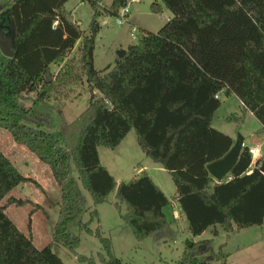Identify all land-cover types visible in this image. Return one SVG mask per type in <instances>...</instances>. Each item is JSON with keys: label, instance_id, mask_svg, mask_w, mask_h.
Wrapping results in <instances>:
<instances>
[{"label": "trees", "instance_id": "trees-1", "mask_svg": "<svg viewBox=\"0 0 264 264\" xmlns=\"http://www.w3.org/2000/svg\"><path fill=\"white\" fill-rule=\"evenodd\" d=\"M7 1L14 56L0 52V129L50 168L60 199L51 242L39 250L5 212L7 205L25 202L13 197L1 202L23 183L40 186L0 150V264H63L58 248L74 252L81 232L99 239L101 264H123L112 255L110 239L83 222L90 209L84 191L97 206L116 189L115 206H124L120 219L137 241L173 236V217L164 212L170 201L152 178L143 172L117 183L100 163L98 148L115 149L131 130L146 156L170 175L173 199L192 239L207 229L216 237L218 227L230 234L263 224L264 173L258 167L248 173L247 147L230 180L215 182L206 166L233 144L211 126L221 105L216 95L236 96L264 131V0H155L152 11H160V1L172 17L157 32H142L122 59L102 71L93 66L99 18H116L127 0H112L108 8L83 0L93 12L88 34L64 9L68 0ZM78 40L76 68L75 60L65 59ZM62 63L46 83V69ZM82 77L91 95L85 110L67 123L49 100ZM89 213L97 217L96 210ZM192 239L174 264H227L222 247L213 252V238Z\"/></svg>", "mask_w": 264, "mask_h": 264}, {"label": "rangeland", "instance_id": "rangeland-1", "mask_svg": "<svg viewBox=\"0 0 264 264\" xmlns=\"http://www.w3.org/2000/svg\"><path fill=\"white\" fill-rule=\"evenodd\" d=\"M128 7L132 14L136 11V21H139L149 31L157 32L168 20L172 14L164 5L158 1L161 9L159 12H153L151 4L155 0H139L138 3L130 4ZM102 8H108L112 0H99ZM64 9L70 14L71 19L79 24L82 34H88L89 24L92 19V9L90 5L83 0H68ZM11 20L10 6L7 0H0V36L3 39L9 34V21ZM115 17L102 15L99 18L100 31L94 39L93 49V66L97 71H102L108 65H113L118 57V52L126 51L131 45L137 44L138 39L133 40L130 35L131 27L128 24L118 26L114 22ZM113 22V24H111ZM137 25V24H136ZM78 56L75 52H71L67 56V61L75 60V66ZM52 68L55 69L53 66ZM52 74V75H51ZM81 74V73H79ZM55 73L50 72L52 81ZM98 95L97 91H94ZM91 92L88 89L85 77L81 78L76 84L65 86L62 92L52 95L49 100L50 105L59 112L60 120L67 123L74 121L86 108ZM33 97L34 95H29ZM221 105L213 116V126L215 130L230 134L237 139L240 135L246 144L257 138L261 134V127L258 121L247 111H243L238 99L234 96H221ZM236 116L239 118L234 121H226L227 116ZM13 139L9 132L0 129V149L7 156L16 157L20 149L13 143ZM18 145V144H17ZM100 162L107 167L108 172L114 177L117 183L128 181L134 177L140 166H144L146 173H149L158 180L156 172L152 170L153 162L146 158L144 152L140 149L136 142V135L133 130L129 131L122 142L116 149L99 148ZM166 181L171 190L166 188V197L170 201L165 208L168 219L171 217V205L173 201L174 186L171 182L170 175L164 173ZM164 179V178H163ZM159 181V180H158ZM162 185H164L162 183ZM164 187V186H163ZM34 187L30 184L25 189L20 186L15 188L11 195L15 199H24L30 197V191ZM24 193V194H23ZM21 194V195H20ZM86 196V205L89 211L83 216V222H89V227L95 231L99 229L102 237L109 238L111 242L112 255L119 258L123 264H160L168 262L174 264L182 254L186 246V235L188 226L184 218L177 215V222L172 227L173 236L168 238L157 239L155 236L148 237L142 241H137L131 230L127 228L121 221L120 215L124 211L117 210L115 204L118 202L116 198V189L112 191L105 201L97 206H93L90 196L84 191ZM19 196V197H18ZM7 200V199H6ZM6 201L1 202L4 206ZM96 210L97 217L91 219L90 211ZM8 216L19 227L20 231L25 235L29 232V221L32 219V228L35 236V246L37 249H43L51 240V234L57 218L58 210L51 206L47 215L35 213L29 205L16 206L11 205L6 208ZM35 213V214H34ZM14 217V218H13ZM219 228V227H218ZM44 236L46 238H44ZM172 237V238H169ZM79 246L74 252L69 251L65 247L58 248V256L63 264H101V256H105L102 244L94 235L81 232L79 235ZM213 238V252L217 253L222 247V251L227 254V264H264V223L261 226H252L233 233L227 234L219 229V234L212 237L210 229H207L201 236L196 237L195 241ZM80 257V258H78ZM216 264V263H211Z\"/></svg>", "mask_w": 264, "mask_h": 264}, {"label": "crops", "instance_id": "crops-1", "mask_svg": "<svg viewBox=\"0 0 264 264\" xmlns=\"http://www.w3.org/2000/svg\"><path fill=\"white\" fill-rule=\"evenodd\" d=\"M131 1L132 0H130V2ZM138 2H139V0H138ZM138 2H134V3H138ZM130 4H132V3H130ZM100 5H101V3H100ZM129 12H130V14H129L128 23H127L129 27H132V26L137 27L141 32H145V31L151 32L144 25L139 23V21L135 20V17H133V16L136 15V11L132 14L131 18H130L131 11L129 10ZM167 20H169V18H167ZM72 22L75 23L77 27H79V24L76 21H74L73 19H72ZM111 24H113V22H111ZM80 42H81V40H78L76 42L72 52H76L77 51V49L79 48ZM70 53L68 55H70ZM67 59L68 58H66L65 60H67ZM63 64L64 63H62L60 65H51L49 67V71L51 73L57 74L59 72V70L61 69V67L63 66ZM53 66L55 67V69L52 68ZM239 103H240V105L242 107V104H241L240 101H239ZM248 113L250 115H252L250 112H248ZM227 117H229V116H227ZM211 126H213V119H212V122H211ZM261 131H262L261 134L258 135L259 137H257V138L252 137V140L249 141L248 144H246L244 142V139H243V144H244L245 147H252V146H256L257 145V146L260 147V151H261V158L259 160H257L256 162H252L251 163V165H250V167L248 169V173H250L255 167H258L260 169V167H261V165L263 163L262 162V158L264 157V131L262 130V127H261ZM223 134L228 135L232 139V141L234 143V141H235V137L234 136H232L230 134H226V133H223ZM13 143H15V142H13ZM15 145L20 149V151L18 152V156H16V157L12 156V158H11V157L7 156L6 154H4V155L14 164V166L18 169V171L24 177L32 179L36 184H38L40 186V188H38L33 183H23V184L19 185L20 189H22V190L25 189L26 185H28V184L32 185L34 187V189L32 190V193L30 191V197L25 196V197H23L24 199L19 198L17 200H22L23 202H25V204H24L25 206L26 205L31 206L35 213H40V214L43 215V217H44V215L48 214V210H49V208L51 206H53V209L57 208V210H58L57 203H58V201L60 199V190H59V187H58L57 183L55 182V180H54V178L52 176L50 168L46 164H44L41 161H39L38 158L33 153H31L25 146L17 145V144H15ZM98 154H99V148H98ZM144 154L146 156L145 152H144ZM146 158H148V157L146 156ZM99 159H100V157H99ZM153 165L154 166H153L152 170L154 172H156V176L158 177L159 181L157 179L155 180L154 177L152 175H150L149 173H147V174L152 178L154 183L161 189V191L166 196V191H165L164 188H166L167 190H171L170 187H169V184L166 181L167 180L166 176H163V175H165L164 173H167V172L164 169H162L158 164L153 163ZM145 168L146 167H144V166H140L138 171H137V173H136V175L134 177L141 175L143 172H146ZM106 169H107V167H106ZM167 175H169V174L167 173ZM134 177H132V178H134ZM223 181H227V178H225ZM215 182H217V181H215ZM162 183L164 185H162ZM11 193H12V191L10 192L9 196L11 195ZM174 196H175V187H174L173 197ZM7 198H9V197L7 196L4 200L6 201ZM12 205H14V204H12ZM24 205H22V206H24ZM34 205L40 206L41 209H37V210L34 209ZM9 206H11V205H7L6 208H8ZM171 207H172L171 208V213H172L171 217H173V226L172 227H174L175 223L177 222V220H176L177 219V215H179L181 218H183V216H182V214L180 212V208L177 205V202L174 199L172 201ZM5 212H6L7 216H8V213H7L6 210H5ZM164 212L166 213L165 209H164ZM9 219H10V217H9ZM13 220L15 221V219H13ZM13 220H11V221L14 223ZM14 224L16 225V223H14ZM16 227L19 228L17 225H16ZM219 229H221V228H218V234H219ZM33 233H34V231H33V228H32V219H30L28 235L31 234L32 241H33V244L35 246V236H34ZM51 236H52V234H51ZM46 237L44 236V238H46ZM191 239L192 238H191L190 233L188 231V233L186 235V240L187 241H191ZM49 240H51V238L48 239V242H49ZM192 240L195 241V238H193Z\"/></svg>", "mask_w": 264, "mask_h": 264}, {"label": "water", "instance_id": "water-1", "mask_svg": "<svg viewBox=\"0 0 264 264\" xmlns=\"http://www.w3.org/2000/svg\"><path fill=\"white\" fill-rule=\"evenodd\" d=\"M9 34L8 37L1 39L0 36V52L9 58H12L14 56V26L12 18L9 21ZM125 51L118 52V59H122L125 56ZM45 77H46V83H49L52 81V78L50 76V71L47 68L45 71ZM243 149V138L238 135L237 139L232 144L230 150L228 153L221 159L214 161L206 166V169L210 176L217 182H221L224 180V178L229 174V172L233 169L235 166L239 155ZM262 173H264V162L262 163L260 169ZM191 242L186 241V246H190Z\"/></svg>", "mask_w": 264, "mask_h": 264}, {"label": "built area", "instance_id": "built-area-1", "mask_svg": "<svg viewBox=\"0 0 264 264\" xmlns=\"http://www.w3.org/2000/svg\"><path fill=\"white\" fill-rule=\"evenodd\" d=\"M134 2H138V0H132L130 3H134ZM129 14H130V12H129L128 1H127V3L120 9L119 14L116 17V21L114 23L117 24L118 26H121L123 24H127ZM56 24L57 23H55L54 25H56ZM141 34H142V32L137 27H134V26L131 27L130 35H131V38L133 40H135V39L139 40ZM220 97H221L220 94L216 95V98L220 99ZM243 147H245L244 144H243ZM247 149H248V154L251 157V162H256L257 160H259L261 158V151H260L259 146L256 145V146H252V147H247ZM225 178H227V180H230L231 176L228 175Z\"/></svg>", "mask_w": 264, "mask_h": 264}]
</instances>
